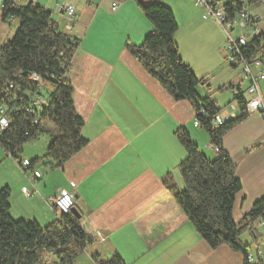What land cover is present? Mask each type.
I'll return each mask as SVG.
<instances>
[{"label":"crops","instance_id":"0c3cea01","mask_svg":"<svg viewBox=\"0 0 264 264\" xmlns=\"http://www.w3.org/2000/svg\"><path fill=\"white\" fill-rule=\"evenodd\" d=\"M52 1L58 2L42 0L38 3L48 7ZM121 2L123 0L115 11H118ZM65 3L73 5L70 0H65ZM74 8L76 14L77 7ZM123 9L111 16L123 20L129 16L119 15L125 12ZM83 10L84 7L80 8V13ZM56 12L55 16L51 14L52 20L59 30L79 40L78 47L81 39L76 27L84 29L81 33L83 37L89 32V47L97 40L93 26L95 21H100L101 15H75L76 20L69 28L66 18ZM207 22L214 24L210 18L202 19L198 12L188 17L191 31L215 43L219 55L214 67L223 71L226 65L220 47L221 36L208 33L205 28ZM142 25L143 22H138L133 31L127 32L129 38L126 39L132 41L136 36L140 42L151 28L147 21L141 32ZM258 28L264 36V29L261 26ZM190 38L194 39L193 33ZM138 40L132 42L138 43ZM177 45L181 53L179 40ZM78 47L66 76L72 84L75 110L83 119L81 135L87 142L60 166L51 165L46 159L37 162L39 165L35 163L33 168L41 173L33 178L30 172L21 171L16 161L4 155L0 163L10 162L13 170L1 182L8 183L10 188V215L14 218L13 214L20 213L17 217L35 219L40 225H45L59 214L52 208L50 198L60 190H66L73 194V206L81 214L82 228L92 237L74 264H95L92 255L108 259L115 254L125 264H243L242 254L228 245L208 246L162 182L164 175L170 171L172 180L180 183L175 166L185 152L174 133L178 127H184L191 140L199 146L194 129L200 127L193 124L194 109L191 104L186 100H174L136 64L130 79L111 80L102 75L85 77L78 60L85 56L95 57L83 54L81 51L84 48ZM99 51L106 52L104 49ZM186 62L196 76H202L196 74L191 62ZM229 66L233 70L227 71L226 78L218 82L221 83L218 86L230 88L231 92L232 88L239 87L244 96L247 95L246 99L249 98L246 93L249 79L241 70L239 72L238 65L229 63ZM251 71L257 74L261 68L252 66ZM209 82L214 89L213 82ZM258 85L264 97V78L258 81ZM202 92L205 95L208 90L204 88ZM212 97L217 101L216 93ZM225 103L226 110L219 115L226 116L228 108L232 110V116L235 115L236 105L233 106L229 99ZM46 128L45 131L54 134L50 123L46 124ZM49 139L46 138L45 146ZM206 141L199 148L211 157L213 148L208 137ZM31 146L33 148L34 143ZM222 146L236 164L235 176L242 185L232 206V219L237 223L250 210L252 203L264 195V117L259 112H249L244 120L224 134ZM44 150L29 152V157H40ZM254 227L258 238L256 241L249 237L248 243L253 245L249 252L262 257L259 241L264 238V225L259 226L256 220ZM81 256L84 259L82 263L79 262Z\"/></svg>","mask_w":264,"mask_h":264},{"label":"trees","instance_id":"16d2710c","mask_svg":"<svg viewBox=\"0 0 264 264\" xmlns=\"http://www.w3.org/2000/svg\"><path fill=\"white\" fill-rule=\"evenodd\" d=\"M260 1L228 0L222 7L227 19L233 20L245 6ZM134 2L151 28L139 44L126 40L125 50L174 100L191 104L194 119L213 148L212 156H207L191 140L188 131L178 127L174 133L185 152L175 166L180 183L172 180L170 171L162 182L208 246L226 244L242 254L243 264H262L261 257L256 262L248 261L251 243L243 241L241 235L248 231L257 241L254 222L262 217L264 195L252 203L237 223L233 221L232 206L242 185L235 176L236 164L222 146L224 134L248 115L244 92L237 87L239 92L233 94L237 113L215 124L221 107L211 92L199 94L200 86L210 91L207 79L197 77L180 57L174 39L177 23L173 11L162 0ZM51 14L38 1L17 5L14 0H1L0 4L2 22L9 18L17 20L11 38L0 44V107L8 120L7 126L0 130V147L20 168L23 144L44 132L47 123L54 131L42 156L27 158L30 160L27 170H33L34 164L42 159L60 166L87 142L81 135L83 119L75 110L72 84L66 76L79 40L59 30ZM240 53L250 62L259 59L264 71V36L260 31L240 48ZM43 84L51 85L46 100L40 95ZM9 195V186H1L0 264H74L92 241L71 210L59 213L45 225L35 219L13 218ZM92 259L95 264H125L117 254L108 259L92 255Z\"/></svg>","mask_w":264,"mask_h":264},{"label":"rangeland","instance_id":"374dc122","mask_svg":"<svg viewBox=\"0 0 264 264\" xmlns=\"http://www.w3.org/2000/svg\"><path fill=\"white\" fill-rule=\"evenodd\" d=\"M25 0H19V2H23ZM42 0H38L40 2ZM45 1V0H43ZM72 4L77 7V12L75 15H93L96 13L97 15H101V19L99 22L95 21V24L93 26V33H95V37L97 40L92 43V46L89 47L87 45L89 41V32L86 34L85 37L82 36L84 33V29L76 27L77 32L80 35V45L78 48L82 47L84 48L83 54H90L95 57V59H91L89 57H82L79 58V64L78 66L84 70V75L87 78H91L94 75H102L105 78L113 79H130L134 75V64L138 65L140 69H142L141 65L138 63V61L131 56L124 48V42L127 40V32L129 30L133 31L135 26L138 24V22H143L142 28L145 26L146 22L148 21L145 16L143 15L140 8L136 5L134 0H123L121 2L120 7L118 11L121 8H124L123 11L119 15H129L128 17L123 18V20L119 21L117 18H113L111 15H117L118 11H112L110 8L111 1L113 0H70ZM118 3L120 0H116ZM153 1V0H152ZM228 0H221V4L225 3ZM59 3L65 2V0H58ZM145 3H148L149 1H144ZM162 3L169 6L173 14L175 15V20L177 23V30L174 33V39L177 43V40L180 41V57L183 58V61H189L193 64V67L195 68V72L197 75L205 76L207 79V82L211 80L213 84L215 85L214 89H210L212 94L216 93L217 101L221 107V112L226 110V107L224 106L226 104L227 106V100H231L232 105H235V102L232 100L231 97H233V94L231 92L230 88H222L220 85L222 80L226 78L227 71L233 70L229 63L232 64L233 62L229 59V52L227 50V44H228V37L226 35V32L222 29V27L211 17H207L212 19L214 21V24L207 22L205 24V28L208 33H210L213 36H217L220 34L221 36V42L220 47L222 48V52L224 55V64L226 67H224V70H217V67H214L215 60L218 59V51L215 49V43L211 41L209 38L204 37L202 35H199L196 31H191V29L188 26V17L189 15H194L196 12H198L199 15L202 14V9L196 4L195 0H162ZM47 6V5H46ZM84 7V10L82 13H80V8ZM52 11V15H56L57 6L55 5L54 1L48 7H46ZM248 12L250 15H257L258 19V26H261L264 29V1L252 3L250 6H248ZM95 14V15H96ZM64 16V15H63ZM202 17V15H201ZM203 18L202 19H207ZM64 19V18H63ZM76 20V16L74 18V22ZM68 27L71 28L70 24L66 22ZM140 24V23H139ZM17 27V20L14 18H9L7 21H1L0 20V44L5 42L7 39L11 38L13 33L15 32V29ZM86 29V27H85ZM90 31V30H89ZM82 33V34H81ZM192 33L194 34V39L190 38ZM247 33L251 34V31H249L247 28H242L239 24L234 25V29H232L231 35L233 38H235L237 35ZM147 34V33H146ZM177 39V40H176ZM133 40H138L136 36H133ZM131 41V42H132ZM139 44V40L137 41ZM134 43V42H133ZM217 44V43H216ZM178 46V45H177ZM104 49L106 52H101L99 50ZM179 52V50H178ZM187 63V62H186ZM191 67V66H190ZM237 67V66H236ZM192 68V67H191ZM240 72V67H238ZM201 77V76H197ZM209 78V79H208ZM155 80V79H154ZM156 81V80H155ZM157 82V81H156ZM158 83V82H157ZM159 84V83H158ZM221 87L220 91L219 88ZM205 87L201 86L198 88L199 94L203 95L204 92L203 89ZM202 89V91H201ZM51 92V85L49 84H43L40 90V95L46 100L48 98V95ZM247 97V95H245ZM192 124V121H191ZM195 132V138L198 141L199 146H203L205 142H207V135L206 132L203 129H194ZM41 135V136H40ZM51 135L48 131H44L39 134V138L36 137L35 139L26 142L22 146V151L20 153V156L23 157H29V152H43V148H45V141L46 138H51ZM32 143H34V147L32 148ZM42 150V151H41ZM41 154V153H40ZM5 153L3 149L0 147V161L1 159L5 158ZM15 163V162H14ZM39 165V163H37ZM15 165V164H14ZM17 169V166H15ZM38 169V168H37ZM39 170V169H38ZM40 172V170H39ZM13 173V170L11 168L10 162H3L0 163V187L1 185H5L8 183H1L3 180L7 179L9 175ZM41 173V172H40ZM17 215L13 214L14 218H23V217H17L20 213H16ZM250 234L248 231H245L241 235V239L245 242H249ZM261 247L259 249L263 252L261 259L263 260L264 264V238H262L260 241ZM250 247L253 248V245L251 244ZM256 257L257 255L254 254ZM259 256V255H258ZM260 257V256H259ZM83 257L81 256L79 258V262H83Z\"/></svg>","mask_w":264,"mask_h":264},{"label":"built area","instance_id":"2783aa9c","mask_svg":"<svg viewBox=\"0 0 264 264\" xmlns=\"http://www.w3.org/2000/svg\"><path fill=\"white\" fill-rule=\"evenodd\" d=\"M16 4H20L18 0H14ZM30 2H37L38 0H27ZM264 1V0H261ZM260 1V2H261ZM196 4L202 9V17L207 18L211 17L213 18L226 32V35L228 37V44H227V50L229 52V59L230 61L234 62L236 65L240 67L241 72L249 79V85L246 89V93L250 95L249 98H247L246 102V111L249 113L252 112H259L264 117V101H263V95L260 91L258 81L264 78V71L261 68V61L259 59L253 60V61H247L245 60L241 53L240 48L242 46H245L248 40L253 36L258 34L259 28H258V19L256 16L250 15L248 12V6H245L237 15V17L233 20H228L225 12L223 10L221 0H195ZM1 4V0H0ZM55 5L57 6L58 13L64 15L67 22L70 25H73L74 23V17H75V8L73 5L65 2H55ZM110 8L112 11L117 10L118 8V1L113 0L111 1ZM240 25L242 28H247L249 31H251V34L242 33L237 35L235 38L231 35L232 29H234V25ZM252 66H257L261 68V71L257 74H253L251 71ZM239 90L237 88H232V94H237ZM232 110L228 108V114L224 117H221L220 115L216 116L214 123L220 124L224 120L228 119L232 116ZM8 124V120L6 119L5 115L3 114V109L0 107V130L4 129ZM194 126H198L199 122L194 119L193 120ZM30 160L27 158H24L20 161V170L27 173L30 172L31 178L33 177H39L40 172L38 170H27L30 162ZM23 191L27 194V191L25 188H23ZM50 203L52 208L56 209L59 213H67L71 210V207L73 206V194L70 191L66 190H60L56 195L50 198ZM258 225L263 226L264 225V211L262 214V217L257 219ZM247 259L249 262H256L258 259L253 253H249L247 255Z\"/></svg>","mask_w":264,"mask_h":264},{"label":"water","instance_id":"95a60500","mask_svg":"<svg viewBox=\"0 0 264 264\" xmlns=\"http://www.w3.org/2000/svg\"><path fill=\"white\" fill-rule=\"evenodd\" d=\"M71 211L76 215L77 218L81 217V214L77 211L74 206L71 207Z\"/></svg>","mask_w":264,"mask_h":264}]
</instances>
